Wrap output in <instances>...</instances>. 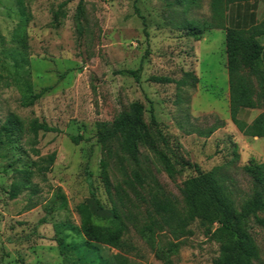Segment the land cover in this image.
I'll return each mask as SVG.
<instances>
[{
	"label": "rangeland",
	"instance_id": "374dc122",
	"mask_svg": "<svg viewBox=\"0 0 264 264\" xmlns=\"http://www.w3.org/2000/svg\"><path fill=\"white\" fill-rule=\"evenodd\" d=\"M180 1L83 0L78 13L80 0H0V264H81L76 247L88 242L79 211L91 198L87 171L101 203L117 209L126 226L124 240L133 248L126 252L92 242L110 264L116 256L133 264H213L220 257L217 236L206 235L196 222L193 236L176 241L149 202L151 187H157L187 213L183 190L197 175L194 169L170 176L159 156L143 145L135 166L109 156L98 143L102 125L129 113L134 102L145 105L147 124L153 105L158 122L188 162L205 172L218 168L228 177L237 211L257 191L264 195V185L246 170L251 161L264 163V138L246 136L230 117L226 32L237 25L236 5L221 18L212 11V0ZM257 12L260 21L264 0ZM187 25L202 35L192 37ZM141 65L139 83L120 74ZM186 73L197 75L198 83L178 89L150 81L154 76L180 80ZM243 73L256 82L246 66ZM44 89L42 98L25 106ZM262 112L264 103L238 119L250 125ZM12 115L22 130L8 138L2 127ZM34 120L60 133L35 136L30 132ZM210 128L216 130L208 136ZM72 135L85 140L75 145ZM53 153L56 162L43 175L40 168ZM103 159L109 162V193L100 176ZM134 169L146 180L139 187L145 202L127 187ZM92 223L110 222L94 217ZM251 225L259 255L254 264H264V229ZM218 229L215 224L212 233Z\"/></svg>",
	"mask_w": 264,
	"mask_h": 264
},
{
	"label": "trees",
	"instance_id": "16d2710c",
	"mask_svg": "<svg viewBox=\"0 0 264 264\" xmlns=\"http://www.w3.org/2000/svg\"><path fill=\"white\" fill-rule=\"evenodd\" d=\"M73 1V0H71ZM195 0H181L180 2ZM261 0H212V11L223 18L229 6L256 2ZM137 2V0H135ZM64 3L61 7L65 6ZM83 0H80L78 13H81ZM136 13L146 23L145 17L135 7ZM192 37L199 38L201 31L196 28L186 26ZM249 35L246 37V35ZM264 19L248 29L229 28L226 32V56L229 85V109L230 117L239 130L246 136L253 138H264V112L259 114L250 125L239 121L238 117L244 110L260 108L264 103ZM243 66H246L252 73L256 82L254 83L243 73ZM143 66L137 70H126L120 72L129 76L137 83L141 81ZM151 82L156 84H175L178 89H184L198 83L199 77L193 73H186L180 80L170 77H151ZM256 85L258 90H256ZM47 89L36 95H32L25 106H32L37 100L43 97ZM146 107L140 102H134L130 106L129 113L121 115L113 124H103L97 134L98 143L105 146L109 156L123 157L131 164H140V146H145L148 150L156 153L163 161L165 170L170 176L175 171H185L194 169L197 175L191 178L183 190L184 200L187 206V213L178 209L176 204L165 196L157 187H151L149 191V202L155 215L159 218L161 225L168 230L172 238L176 241L193 236L192 224L198 223L205 230V234L216 237L222 244L221 255L215 259L213 264H254L258 260V249L250 235L251 223L255 227L264 229V218L260 212L264 211V195L257 191L241 209L237 211L234 201V191L227 184L228 177L220 173V169L205 172L198 164L188 162L181 154L178 142L171 140L162 124L155 116L154 107H150V123L144 120ZM2 130L6 137L14 136L22 130L21 121L17 116L12 115L3 125ZM215 128H210L207 135L215 132ZM30 132L38 136L40 132L44 134L60 133L59 129L51 127L45 122L34 120L30 124ZM73 144L79 145L85 138L81 135L70 136ZM117 144V150L113 145ZM56 162V154L49 155L41 166L43 175L49 173ZM246 170L260 184L264 185V163L256 164L251 161ZM90 195L88 203L81 206L79 211L82 218L81 231L88 242L83 247H76L80 254L81 264H110L97 251L98 247L92 242L114 247L122 251L131 252L133 248L124 240L126 226L122 221L116 208L107 209L101 203L97 190L92 179L93 175L87 171ZM100 176L107 192H110L109 162L103 159L100 162ZM133 179L127 180L126 184L138 201L145 202L147 199L139 191V187H144L146 180L137 169L132 172ZM18 189H14L12 197L18 196ZM94 217L109 220L107 225H96L92 223ZM219 224L216 233H212L213 226ZM156 227L157 224L154 223ZM148 229L154 233L153 225ZM60 247L64 246V241L58 239ZM111 264H133L123 256H116Z\"/></svg>",
	"mask_w": 264,
	"mask_h": 264
},
{
	"label": "crops",
	"instance_id": "0c3cea01",
	"mask_svg": "<svg viewBox=\"0 0 264 264\" xmlns=\"http://www.w3.org/2000/svg\"><path fill=\"white\" fill-rule=\"evenodd\" d=\"M259 2L260 1L235 4V17L237 19V25L235 28L248 29L264 19L262 18L260 21L257 19L259 13L257 12V5Z\"/></svg>",
	"mask_w": 264,
	"mask_h": 264
}]
</instances>
